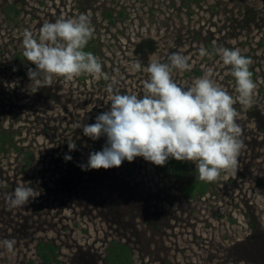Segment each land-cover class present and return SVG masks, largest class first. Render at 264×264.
<instances>
[{"label":"rangeland","instance_id":"1","mask_svg":"<svg viewBox=\"0 0 264 264\" xmlns=\"http://www.w3.org/2000/svg\"><path fill=\"white\" fill-rule=\"evenodd\" d=\"M80 14L90 19L87 44L107 78L54 77L31 92L35 65L23 56V33L38 39L44 23ZM218 47L250 58L256 84L251 107L234 104L245 144L235 172L192 194V162L183 176L143 157L81 169L93 145L101 150L79 126L110 110L109 86L143 96L151 62L188 56L191 69H174L175 82L191 86L211 71L237 97ZM23 182L40 195L9 207L7 195ZM12 239L11 253L0 244V264H113L118 245L130 249L127 264H264V0H0V241ZM40 243L56 248L49 263Z\"/></svg>","mask_w":264,"mask_h":264},{"label":"clouds","instance_id":"2","mask_svg":"<svg viewBox=\"0 0 264 264\" xmlns=\"http://www.w3.org/2000/svg\"><path fill=\"white\" fill-rule=\"evenodd\" d=\"M94 29L86 14L76 18H58L46 22L39 30L38 39L31 31L23 33V56L35 65L27 75L31 92L50 87L54 77L72 80L82 74L107 78L99 58L83 49L93 37ZM216 53L224 65L231 66L236 81L237 97L230 95L211 77V71L197 78L191 86H181L173 79V70L191 69L189 57L180 53L169 56L168 63L151 62L146 69L149 79L143 82V96L121 94L111 86L110 110L97 115L95 123L79 126L92 140L106 136L101 151L91 152L82 170L120 167L122 162L143 157L157 166H164L169 158L195 164L198 178L213 182L221 172H235L241 150L243 130L237 123V101L251 107L256 84L249 66L250 58L239 49L218 47ZM201 56L208 52L201 47ZM133 68L141 69L139 61ZM69 151L76 143H68ZM65 160H71L65 155ZM40 195L31 182L17 185L7 195L9 207H23ZM6 250L14 251L16 241H0Z\"/></svg>","mask_w":264,"mask_h":264},{"label":"trees","instance_id":"3","mask_svg":"<svg viewBox=\"0 0 264 264\" xmlns=\"http://www.w3.org/2000/svg\"><path fill=\"white\" fill-rule=\"evenodd\" d=\"M83 50L85 52L92 53V50L88 44L85 46V48ZM249 70L251 71L252 77H253V75H254L253 71L251 69H249ZM106 140H107L106 136L104 138L101 137L100 139H98V141H100L99 142L100 144H98V146L100 147V150H102V148L106 144ZM96 149H98V147ZM96 149H95L94 145L92 146V148H90V150L92 152H95ZM158 168L161 171L167 173L168 175H176L177 174L178 176H183L184 174H186L187 171L191 172L190 167L188 165V161L181 162V161H177L173 158H169L168 162L164 166H158ZM69 177H72V176L69 174ZM66 181L68 183V180H66ZM69 183H70V181H69ZM209 184H210V182L202 181L197 177L196 180L194 181V183L189 185L187 190L192 194H194L197 191L204 193V192L208 191ZM98 190H100L99 192H101L100 194L102 195L103 190L100 188ZM38 250H39V255L47 263L50 262L51 255H54L56 253L55 246L51 245V244L40 243L38 245ZM110 254H111V261L113 262V264H127V263H129L130 259L128 256L130 255V249L125 245H118L117 248H113L111 250Z\"/></svg>","mask_w":264,"mask_h":264}]
</instances>
